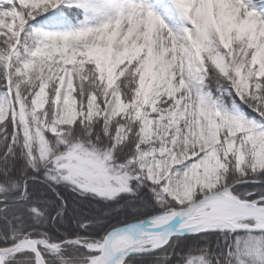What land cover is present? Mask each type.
Returning <instances> with one entry per match:
<instances>
[{
	"label": "rangeland",
	"instance_id": "374dc122",
	"mask_svg": "<svg viewBox=\"0 0 264 264\" xmlns=\"http://www.w3.org/2000/svg\"><path fill=\"white\" fill-rule=\"evenodd\" d=\"M10 1L26 6L50 0H0V75L5 72L0 88V123L15 117L7 79L19 33L12 44L1 29L6 3ZM60 4L70 11L65 13L56 6L33 21L47 18L41 24L54 23L52 29L38 26L45 45L35 53L45 54L52 49L66 64L81 57L111 91L102 103L89 98L79 105L72 97V76L66 65L55 78L50 69L40 67L29 74V80L31 105L35 113L41 114L42 132L60 135L61 128L76 119L109 123L117 117H129L138 125L140 146L135 147L132 164L178 207L170 211L226 188L242 202L260 200L257 205L264 206L262 199L232 193V186L226 183L230 151L219 145L221 129L230 135H241V141L249 140L250 152L246 165L241 152L235 155V173L240 175L244 166L252 174L264 168V93L251 97L253 104L240 114L229 110L203 89L206 71L202 61L209 26L215 28L229 53L231 35L252 29L255 45L251 62L255 78L264 81V0H61ZM74 10L81 13L79 19H68L67 14L75 16ZM130 65L136 89L132 100L126 102L112 86L118 72ZM45 77L50 82L54 79L56 87L50 117L44 111L48 97ZM126 130L117 127V143ZM39 143L40 148L45 145L41 137ZM109 160L108 155H94L76 145L52 160V175L82 191L111 198L127 190L129 176L127 169L118 171ZM252 215L239 222L255 225ZM98 245L85 250H94ZM16 253L6 255L3 263L8 264L7 259ZM89 253L94 256L87 264L98 256L97 252Z\"/></svg>",
	"mask_w": 264,
	"mask_h": 264
},
{
	"label": "trees",
	"instance_id": "16d2710c",
	"mask_svg": "<svg viewBox=\"0 0 264 264\" xmlns=\"http://www.w3.org/2000/svg\"><path fill=\"white\" fill-rule=\"evenodd\" d=\"M60 1L26 6L14 1L6 3L1 29L12 39V44L19 33V43L12 52L7 79L15 117L0 123V248L33 240L45 264H87L94 255L85 247L100 244L111 230L178 207L134 168L135 147L140 146L138 125L131 118L117 117L109 123L100 119L84 123L76 119L72 125L62 127L60 135L41 131V114L35 113L31 105L29 80V74L40 67L50 69L51 77L55 78L66 65L72 76V97L79 105L89 98L102 103L111 91L97 78L92 65L83 62L81 57L66 64L52 49L45 54L35 53L45 45L37 32L38 26L52 29L54 23L41 24L47 18L33 21L56 6H61L60 11L65 13L70 11ZM74 11L75 16L66 15L68 19H79L81 13ZM206 32L202 49L206 71L203 89L229 110L240 114L253 104L251 97L264 93V81L255 78L251 62L255 45L252 29L231 35V54L214 27L209 26ZM133 70L130 65L119 71L112 86L126 102L132 100L136 89ZM0 76L2 88L5 72ZM45 79L48 97L44 111L50 117L56 87L54 79L51 82L49 77ZM119 126L128 131L117 143L114 136ZM40 137L45 142L41 148ZM240 138L239 134L220 130V148L230 151L227 186H232V193H240V197L264 200V168L252 174L244 166L240 175L235 173V155L241 152L246 165L250 152L249 140ZM76 145L94 155H108L110 164L118 171L127 169V190L105 198L52 175V160ZM7 261L8 264H32L34 254L21 251ZM124 264H264V233L214 230L174 237L160 250L130 256Z\"/></svg>",
	"mask_w": 264,
	"mask_h": 264
},
{
	"label": "water",
	"instance_id": "95a60500",
	"mask_svg": "<svg viewBox=\"0 0 264 264\" xmlns=\"http://www.w3.org/2000/svg\"><path fill=\"white\" fill-rule=\"evenodd\" d=\"M258 202L260 200L242 202L226 188L202 196L185 208L113 229L96 249L88 251L98 253L95 260H99V264H123L130 256L156 252L173 237H189L211 230L264 233V206L257 205ZM250 214L256 218L255 225L239 222ZM22 250L35 255L34 264H44L33 240L0 248V264H4L6 255Z\"/></svg>",
	"mask_w": 264,
	"mask_h": 264
},
{
	"label": "bare ground",
	"instance_id": "6f19581e",
	"mask_svg": "<svg viewBox=\"0 0 264 264\" xmlns=\"http://www.w3.org/2000/svg\"><path fill=\"white\" fill-rule=\"evenodd\" d=\"M164 38H165V35H164ZM94 264H99V260H95L94 262H93Z\"/></svg>",
	"mask_w": 264,
	"mask_h": 264
}]
</instances>
